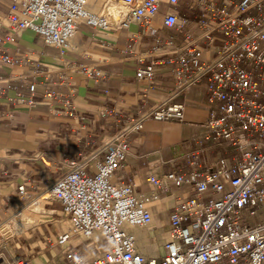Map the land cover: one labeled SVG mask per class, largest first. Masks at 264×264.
Masks as SVG:
<instances>
[{"label":"built area","instance_id":"1","mask_svg":"<svg viewBox=\"0 0 264 264\" xmlns=\"http://www.w3.org/2000/svg\"><path fill=\"white\" fill-rule=\"evenodd\" d=\"M121 1L126 9L122 28L143 24L154 39L150 63L137 77L152 81L156 66L163 64L171 67L175 79L169 98L141 110L129 130H141L148 119L184 120L186 106L180 96L205 84L206 131L189 141L194 148L180 157L186 160L183 170L165 176L149 172L146 177L159 189L190 185L191 196L170 215L173 238L165 244L164 256L140 253L127 226H148L149 204L159 194L141 193L134 183L114 180L130 147L127 139H117L93 168L74 162L49 187L48 194L71 220L59 243L70 235L104 240L106 248L98 257L83 262L70 254L72 264H264V0H185L198 11L193 23L201 32L188 33L189 39L180 44L162 31L191 23L175 9L183 0ZM163 4L169 9L161 16V29L154 23ZM6 19L12 31L32 30L62 55L80 23L102 30L113 26L112 14L92 11L89 0H17ZM3 28L0 17V53L14 40ZM217 35L222 36L221 46L215 47L214 57L205 58ZM0 58L19 62L8 54ZM67 80L63 75L60 83ZM35 88V83L29 86L31 104ZM61 96L56 85L45 93L46 98ZM65 104L73 105L70 100ZM25 191L26 185H20L19 192ZM258 216L253 223L248 220ZM17 264L33 263L21 259Z\"/></svg>","mask_w":264,"mask_h":264},{"label":"crops","instance_id":"2","mask_svg":"<svg viewBox=\"0 0 264 264\" xmlns=\"http://www.w3.org/2000/svg\"><path fill=\"white\" fill-rule=\"evenodd\" d=\"M16 1L0 0L3 32L14 38L0 56L19 60L6 63L0 58V264H17L21 259L33 264H72L70 254L88 262L105 250L104 240L97 235H70L59 243L71 220L48 190L74 162L93 168L107 147L122 138L130 147L114 180L134 183L141 193L159 194L149 204L152 222L146 227L127 226V230L135 236L140 253L164 256L165 244L173 238L170 215L189 199L192 188L159 189L146 177L149 172L165 176L183 170L186 160L180 157L194 148L189 141L206 131L205 84L180 96L186 106L184 120L148 119L141 130L131 131L128 127L137 114L168 99L175 87L169 65H157L152 81L137 77L150 63L154 45L148 27L133 23L122 28V18L117 23L112 20L109 30L80 23L62 55L32 30L14 32L8 27L6 15ZM104 1L89 0V8L95 12ZM168 9L162 5L155 26L162 29L161 16ZM175 9L191 23L183 29L163 28L162 35H174L180 44L189 39L188 33L201 31L193 23L198 11L185 0ZM221 44L222 36L217 35L204 57H214L215 47ZM63 75L68 77L66 84L60 83ZM32 83L36 84L33 104L28 102ZM52 85L62 93L61 99L45 97ZM67 100L73 105L66 106ZM22 184L24 194L19 192Z\"/></svg>","mask_w":264,"mask_h":264},{"label":"rangeland","instance_id":"3","mask_svg":"<svg viewBox=\"0 0 264 264\" xmlns=\"http://www.w3.org/2000/svg\"><path fill=\"white\" fill-rule=\"evenodd\" d=\"M103 3L104 4H102L97 10H95V12L107 14L109 12V10H108V7L106 5L112 4L116 8V10L121 11V13H120L121 16H118V17L112 16L113 22L117 23L121 18L124 17V15L126 13V9H125V5L122 3L121 0H105ZM263 215H264V212H263ZM260 218H261V216H258L255 219L252 218V219H248V220L251 223H253L254 221H256L257 219H260Z\"/></svg>","mask_w":264,"mask_h":264},{"label":"bare ground","instance_id":"4","mask_svg":"<svg viewBox=\"0 0 264 264\" xmlns=\"http://www.w3.org/2000/svg\"><path fill=\"white\" fill-rule=\"evenodd\" d=\"M109 8H110V13L113 15H119L121 13V11L116 10V8L112 4L109 5Z\"/></svg>","mask_w":264,"mask_h":264}]
</instances>
